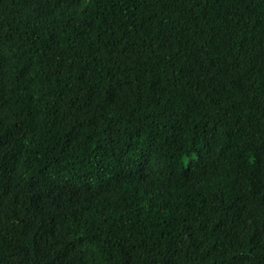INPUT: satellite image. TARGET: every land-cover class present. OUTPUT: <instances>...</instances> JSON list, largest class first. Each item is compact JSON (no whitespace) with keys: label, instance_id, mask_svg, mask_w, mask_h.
Instances as JSON below:
<instances>
[{"label":"trees","instance_id":"trees-1","mask_svg":"<svg viewBox=\"0 0 264 264\" xmlns=\"http://www.w3.org/2000/svg\"><path fill=\"white\" fill-rule=\"evenodd\" d=\"M0 264H264V0H0Z\"/></svg>","mask_w":264,"mask_h":264}]
</instances>
